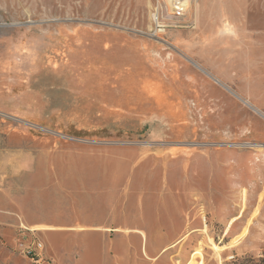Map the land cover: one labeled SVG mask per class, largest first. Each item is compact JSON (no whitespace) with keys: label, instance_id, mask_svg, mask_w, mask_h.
<instances>
[{"label":"rangeland","instance_id":"374dc122","mask_svg":"<svg viewBox=\"0 0 264 264\" xmlns=\"http://www.w3.org/2000/svg\"><path fill=\"white\" fill-rule=\"evenodd\" d=\"M0 264H264V0H0Z\"/></svg>","mask_w":264,"mask_h":264},{"label":"built area","instance_id":"2783aa9c","mask_svg":"<svg viewBox=\"0 0 264 264\" xmlns=\"http://www.w3.org/2000/svg\"><path fill=\"white\" fill-rule=\"evenodd\" d=\"M43 249H44V247H43L42 243L35 242L28 248V253L29 254H35L36 252H40Z\"/></svg>","mask_w":264,"mask_h":264},{"label":"bare ground","instance_id":"6f19581e","mask_svg":"<svg viewBox=\"0 0 264 264\" xmlns=\"http://www.w3.org/2000/svg\"><path fill=\"white\" fill-rule=\"evenodd\" d=\"M176 6V5H175Z\"/></svg>","mask_w":264,"mask_h":264}]
</instances>
